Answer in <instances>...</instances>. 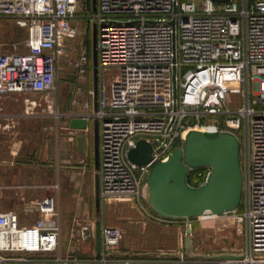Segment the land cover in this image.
Segmentation results:
<instances>
[{"label":"built area","instance_id":"built-area-1","mask_svg":"<svg viewBox=\"0 0 264 264\" xmlns=\"http://www.w3.org/2000/svg\"><path fill=\"white\" fill-rule=\"evenodd\" d=\"M78 5L79 0H0V18L26 27L25 50L14 43L10 51H0V95L21 93L28 103L21 113L0 108V120L31 114L36 100L30 93L47 94V114L55 120L62 116L58 63L65 41L77 33ZM84 16L96 24L97 107L89 109L84 101L81 116L98 120L100 202L129 201L146 220L170 224L181 219L191 230L192 217H167L150 207L149 162L135 164L127 151L143 138L151 144L152 160H165L189 129L231 131L239 141L241 199L230 211L204 214L230 215L242 227L243 244L240 258L213 262L264 263V0H203L201 5L195 0H96V9ZM86 58L84 53L76 60L77 78L84 74ZM209 170L191 167L189 183H201ZM38 210L40 216L28 224H19L11 209L0 211V264L196 261L182 254H114L123 230L109 224L101 225L98 256L94 250L63 253L55 197H43Z\"/></svg>","mask_w":264,"mask_h":264},{"label":"rangeland","instance_id":"rangeland-1","mask_svg":"<svg viewBox=\"0 0 264 264\" xmlns=\"http://www.w3.org/2000/svg\"><path fill=\"white\" fill-rule=\"evenodd\" d=\"M195 1L200 5L203 4V0ZM89 3L90 5L87 0H79L77 16L73 20L77 27V33L65 41V49L59 57L57 91H63L64 101L63 105L62 102H59L58 105V110L61 112L63 107H67L68 112H80L81 108H84V101H92L93 94L89 93V89L92 88L93 83V23L84 16L91 10V0ZM25 34V26H21L14 20L0 18V51H10L14 43H16L18 50H25L23 45ZM84 53L87 57L83 65L84 74L82 78H77L76 60ZM109 70L107 72H110ZM76 85H80L81 89L76 90ZM29 95L36 100L35 106L30 108L31 114L20 116L25 118H15L14 127L0 128V142L2 141L5 145L13 142L20 143L21 158L24 161L31 160L32 177L30 183L32 185L39 186L45 180L49 184H55L61 214L62 237H64L62 249L64 250L66 241L69 242L72 235L77 236L79 227L89 223L96 215L93 186L95 170L92 162L93 119L88 122L87 154L84 157V162L81 163V168H79L76 167L78 164L75 156L69 158L70 162H65L57 151V142L65 129L61 123V117L55 120L47 114L45 108L47 94L35 95L30 93ZM27 104L24 101L12 103L11 111L21 113ZM103 213H105V218L110 215V211L108 213L105 208ZM222 219L224 220L223 224H221L220 217H193L191 231L195 240V245L192 248L194 252H234L240 254L243 244L241 225L233 220L230 215H225ZM227 221H231V224L229 225ZM119 248H121V243L116 246V250ZM70 249L73 250V246H70ZM76 251L89 255L93 252V247L92 244L87 247L80 246ZM183 258L196 260L191 264H220L204 262L200 258L188 257L185 254Z\"/></svg>","mask_w":264,"mask_h":264},{"label":"water","instance_id":"water-1","mask_svg":"<svg viewBox=\"0 0 264 264\" xmlns=\"http://www.w3.org/2000/svg\"><path fill=\"white\" fill-rule=\"evenodd\" d=\"M223 3L229 0H211ZM91 9H96V0H91ZM96 24H92V77H93V109L97 107V67H96ZM173 79V96H175ZM88 125L86 118L72 115L68 120V128L75 129L73 133L76 149L85 153L86 133ZM93 125V163L98 167V120ZM151 144L143 138L136 141L128 149L127 157L135 164L149 162L150 170L146 178V199L150 207L157 213L173 218H191L204 214H220L230 211L239 205L242 192V172L239 160L238 137L228 130L189 129L182 144L174 147L165 160H152ZM209 166L210 170L204 180L192 185L187 180L191 167ZM95 201L99 202L98 173L94 174ZM100 228L97 218L94 222V254H100ZM186 251L191 257L200 259L240 258L235 253L203 254L192 253L190 250V227L186 228ZM82 237L88 240L90 226L81 227ZM120 256H175L170 252L156 253L154 251L121 254Z\"/></svg>","mask_w":264,"mask_h":264},{"label":"crops","instance_id":"crops-1","mask_svg":"<svg viewBox=\"0 0 264 264\" xmlns=\"http://www.w3.org/2000/svg\"><path fill=\"white\" fill-rule=\"evenodd\" d=\"M93 89V83H92ZM63 91H57V103L62 102L63 105ZM23 94L21 93H8L0 95V108L5 112H14L11 111V104L23 102ZM30 96V95H29ZM65 106V105H64ZM93 108V95L92 101L89 102V109ZM62 116L61 123L65 129L62 133L60 140L57 142V151L61 155L62 160L65 162H70L69 158L75 156L77 161L76 167L81 168L82 162H84V157L87 154V132L89 131V126L82 130L86 133V146L85 153L81 154L76 149L75 139L73 133L75 129L68 128V120L71 115L76 114L81 116L84 113L85 107L81 108L80 112H68L67 107L61 108ZM25 118V117H17ZM20 122V121H19ZM89 122V121H88ZM15 120H3L0 121V128L8 129L14 127ZM20 124V123H18ZM93 129V126H92ZM93 132V131H92ZM20 143L13 142L4 144L0 142V211L11 209L15 211L19 224H28L34 221L37 217L40 216L38 210L39 201L47 196L52 195L55 197L57 207L58 196L55 190V184L42 182L39 186L32 185L30 183L32 177V170L30 168V161H24L21 158L19 147ZM93 162V155H92ZM94 167V163H93ZM95 172L96 169L94 168ZM95 174V173H94ZM94 186V178H93ZM94 207H95V217L90 220L89 223L82 224L79 227L78 235H72L69 242L66 241V246L63 247L64 237H62V223H61V232H60V249L63 253H70L76 255H82L84 253L77 252L76 250L80 246L87 247L92 244L94 250V222L95 219H99L101 225H114L118 226L123 230V236L120 241L121 248L114 251V254L121 255L128 253L129 255L133 253H143L154 251L156 253L161 252H170L175 254L174 257H178L179 254H184L188 257H191L187 254L186 251V226L184 225L183 220H177L176 222L170 224H164L159 222H154L144 219V217L139 213V211L134 207V205L129 201H119L114 203H109L103 205L98 202V205L95 201V189H94ZM104 208L107 210L110 215L105 218V213H103ZM60 211V209H59ZM112 214V215H111ZM225 215H216L215 217L221 218V224L224 223L222 217ZM197 217V216H196ZM61 220V214H60ZM193 220V217H192ZM226 221V220H225ZM228 224H231V221H227ZM220 223V222H219ZM88 225L90 226V237L88 240H84L82 237L81 227ZM192 228V226H191ZM184 229V230H183ZM190 250L192 253H201L194 252L192 248L195 245L194 236L190 230ZM243 237V236H242ZM243 241V238H242ZM70 246H73V250L70 249ZM203 253V252H202ZM223 253V252H219ZM234 253V252H228ZM203 254H215V253H203ZM239 254V253H235ZM149 257V256H146ZM153 257H167V256H153ZM173 257V256H168ZM215 258L204 259L201 261L204 262H213ZM196 262V261H195ZM163 264V263H162ZM170 264V263H169ZM174 264V263H173ZM191 264V263H184Z\"/></svg>","mask_w":264,"mask_h":264},{"label":"trees","instance_id":"trees-1","mask_svg":"<svg viewBox=\"0 0 264 264\" xmlns=\"http://www.w3.org/2000/svg\"><path fill=\"white\" fill-rule=\"evenodd\" d=\"M87 3L90 5V3H89V0H87ZM187 180H188V182H190V183H191V178H190V176H189V175H187Z\"/></svg>","mask_w":264,"mask_h":264},{"label":"bare ground","instance_id":"bare-ground-1","mask_svg":"<svg viewBox=\"0 0 264 264\" xmlns=\"http://www.w3.org/2000/svg\"><path fill=\"white\" fill-rule=\"evenodd\" d=\"M200 217H215V216H208L207 214H202Z\"/></svg>","mask_w":264,"mask_h":264}]
</instances>
